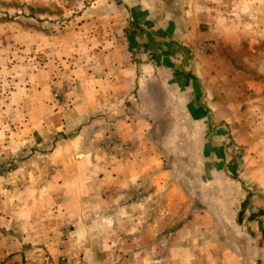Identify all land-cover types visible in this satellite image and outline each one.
Masks as SVG:
<instances>
[{
	"label": "crops",
	"instance_id": "obj_1",
	"mask_svg": "<svg viewBox=\"0 0 264 264\" xmlns=\"http://www.w3.org/2000/svg\"><path fill=\"white\" fill-rule=\"evenodd\" d=\"M209 1L194 17L193 0H96L107 24H69L56 40L64 105L51 100L48 81L35 88L29 77L25 127L61 137L48 156L65 159L58 171L80 190L75 220L94 205L110 226L121 221L123 236L146 220L153 236L170 228L174 247L178 229L198 219L206 229L216 206L217 264H264V0ZM202 36L228 52L218 48L208 65L189 57ZM176 164L200 189L201 210L178 192ZM45 236L55 260L32 258L27 240L0 232V264H71L57 261L59 236Z\"/></svg>",
	"mask_w": 264,
	"mask_h": 264
},
{
	"label": "rangeland",
	"instance_id": "obj_2",
	"mask_svg": "<svg viewBox=\"0 0 264 264\" xmlns=\"http://www.w3.org/2000/svg\"><path fill=\"white\" fill-rule=\"evenodd\" d=\"M95 1L0 0V232L12 239L18 236L19 243L27 240L21 246L27 248L36 260H55L44 245L45 235L53 232V236H59L60 245L64 246L58 262L217 264L222 255L218 241L223 230L219 227L221 216L216 206H210L213 207L214 220L207 223L206 229L199 227V219L190 220L189 229L181 231L178 227L186 222H177L178 235L174 241L178 246L174 247L170 244L169 227L162 231L161 236H153L149 229L153 224L146 220L140 229L133 231L136 235L123 236L121 221L110 226L106 216L100 214L94 205H82L81 208L89 213L83 215V219L75 220L72 211L78 206H75L74 195H80V190L76 184L65 182L73 174L58 171L57 167L63 165L65 159L48 156L59 143L62 144L61 137H46L41 129L25 127L27 109L23 101L25 96L21 93L23 87H29V77L34 76L35 88L48 81L46 88L51 100L58 106L64 105L67 86L55 82L57 71H61L59 60L54 55L55 49L60 47L56 40L64 36L65 26L69 24H107V14L95 9ZM201 1L193 0L194 17L200 16L195 12H198ZM213 1L210 0V4ZM184 3L185 0H179L178 5ZM214 38L202 36L198 41L210 42L212 49L207 55H201L193 45L187 49L188 56L195 53L201 62L204 61L203 64L208 65L218 48L228 52L229 46H220ZM230 47L232 49L233 45ZM235 66L241 68L240 64ZM55 89L62 92L61 100L54 98ZM13 92L16 95L13 96ZM59 149L63 151L66 148ZM169 161L168 157H163L165 167L170 165ZM71 164H74L72 159H67V165ZM173 168L177 180L185 183L178 192L186 193L193 199L194 207L201 210L200 189L192 176L177 164ZM70 211L71 215L68 214ZM90 211L93 218H90Z\"/></svg>",
	"mask_w": 264,
	"mask_h": 264
},
{
	"label": "built area",
	"instance_id": "obj_3",
	"mask_svg": "<svg viewBox=\"0 0 264 264\" xmlns=\"http://www.w3.org/2000/svg\"><path fill=\"white\" fill-rule=\"evenodd\" d=\"M194 45V49L203 56L207 55L212 49V46L208 41L196 42ZM53 96L54 98L61 100L62 92L59 89H55Z\"/></svg>",
	"mask_w": 264,
	"mask_h": 264
}]
</instances>
